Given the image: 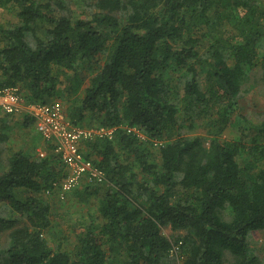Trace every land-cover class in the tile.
<instances>
[{
  "label": "trees",
  "instance_id": "16d2710c",
  "mask_svg": "<svg viewBox=\"0 0 264 264\" xmlns=\"http://www.w3.org/2000/svg\"><path fill=\"white\" fill-rule=\"evenodd\" d=\"M9 4L18 23L0 25V87L20 85L27 102L75 95L66 108L73 123L136 126L145 138L119 128L113 140L84 143V157L106 183L70 193L87 198L109 189L70 251L60 243L53 250L45 236L52 223L46 192L66 172L60 159L50 150L36 158L12 152L0 174V202L10 212H0V236L8 233L0 264H163L174 245L180 264H224L226 256L229 264H264L248 245L264 229V122L222 138L251 77L264 83L262 1L94 0L89 19L71 18L61 1L55 9L0 0ZM204 37L212 42L201 52ZM64 70L73 74L60 88ZM199 122L207 138L180 134ZM22 125L33 120L23 117ZM6 138L0 133V147ZM147 144L157 148L158 164ZM19 190L29 196L17 197Z\"/></svg>",
  "mask_w": 264,
  "mask_h": 264
},
{
  "label": "rangeland",
  "instance_id": "374dc122",
  "mask_svg": "<svg viewBox=\"0 0 264 264\" xmlns=\"http://www.w3.org/2000/svg\"><path fill=\"white\" fill-rule=\"evenodd\" d=\"M41 2H50L51 5L56 9V2L61 1L63 3L64 12H66L71 18H91V13L96 11L92 7L94 0H39ZM264 5V0H261ZM18 23L17 18V8L16 6L9 5H0V25L4 28L12 27ZM228 29V28H227ZM227 29L220 31L219 35L226 37L228 36ZM218 34V33H217ZM197 34V36H199ZM212 42V38L204 37L200 39V48L201 52L205 51V48L209 46ZM5 45V40L0 35V49ZM206 68L200 69V85L204 88V74ZM72 71L64 70V74H58L59 87L64 88L67 86V75H72ZM80 77L85 82L88 79L86 73L80 74ZM258 75L255 74L251 77L250 86H253L248 92H244L238 98L236 112L232 114V121L229 126L226 128L222 134L224 139H234L242 136L243 132H247V128H250L255 125H259L261 122H264V83L257 79ZM85 88V84L83 87ZM75 98L71 96L70 99L63 97L58 99L62 102L65 108L71 104V100ZM77 100V99H76ZM240 113L244 115L249 122L240 123L235 114ZM23 117H6L0 120V133L6 134V140L1 142L0 147V174L6 169L7 160L10 154L17 150H23L28 156L39 157L38 150L44 149L45 145L43 144L40 136L34 129V126L28 125L24 126ZM244 129V130H243ZM243 131V132H242ZM180 134L184 136H193L199 135L204 138H207V128L205 122H199L193 129L182 128ZM260 138L259 140H261ZM264 141V140H262ZM147 147L151 152L155 154V157H152L150 160L158 164V151L157 148ZM135 166L136 172L141 177L142 172L139 168L136 167L137 164L133 163ZM85 186V185H83ZM82 186H80L81 188ZM109 189V186H103L102 189L91 195L90 197H85L83 194L76 195V193L69 192L64 198H59L57 194L51 196H46L51 205V226L47 229L45 236L48 239L49 245L53 250L57 249V244L60 243L61 251H70L73 245L76 242V235L81 233L84 229V226L89 222L94 216L98 215V203L103 197V194L106 190ZM29 196V193L23 190L17 191V197L25 198ZM0 212L7 215L10 212H7V207L4 206L3 202H0ZM162 234L170 240H173L176 234L170 229L169 226L161 227ZM8 233H4L0 236V246L6 245L8 238ZM174 241H172L173 243ZM248 245L256 250L261 256H264V229L257 230L253 232L248 238ZM224 264H229V256H226ZM180 259L177 258V252L171 251L168 259L163 262V264H180Z\"/></svg>",
  "mask_w": 264,
  "mask_h": 264
},
{
  "label": "built area",
  "instance_id": "2783aa9c",
  "mask_svg": "<svg viewBox=\"0 0 264 264\" xmlns=\"http://www.w3.org/2000/svg\"><path fill=\"white\" fill-rule=\"evenodd\" d=\"M28 117L33 120V126L43 144L44 149L38 150V156L44 157L50 150L57 156L64 169L62 179L53 182L51 190L46 194H57L59 198L73 189L86 184H105V173L92 160L86 159L82 152L84 143L92 140H113L119 128L126 133L144 140V135L136 126H85L75 124L67 116L61 101L47 103L27 102L23 97L21 86L11 85L0 87V120L6 117ZM158 146L159 143L155 142ZM48 149V150H47ZM178 245L171 251L177 252Z\"/></svg>",
  "mask_w": 264,
  "mask_h": 264
},
{
  "label": "crops",
  "instance_id": "0c3cea01",
  "mask_svg": "<svg viewBox=\"0 0 264 264\" xmlns=\"http://www.w3.org/2000/svg\"><path fill=\"white\" fill-rule=\"evenodd\" d=\"M65 108V107H64ZM65 110H66V108H65Z\"/></svg>",
  "mask_w": 264,
  "mask_h": 264
}]
</instances>
